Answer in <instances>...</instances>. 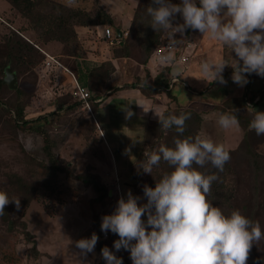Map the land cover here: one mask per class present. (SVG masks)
<instances>
[{
    "label": "rangeland",
    "instance_id": "374dc122",
    "mask_svg": "<svg viewBox=\"0 0 264 264\" xmlns=\"http://www.w3.org/2000/svg\"><path fill=\"white\" fill-rule=\"evenodd\" d=\"M54 1L64 4L63 0ZM140 2L141 0H77V6L71 7L88 11L93 16L99 7H103L113 14L116 24L120 25L121 29L124 26L122 30L128 32L126 47L125 44L121 47H119L120 44L117 47H110L107 43L108 48L104 44L106 42L96 38L93 32L95 28L86 30L85 27H76L77 25H74L75 30L76 28L80 30V33L77 32V41L75 39L69 42L45 41L34 28L32 29L31 20L23 16L19 8L8 0H0V42L17 33L28 41L32 40L38 49V52L32 50L30 53L34 57V62L36 61L35 64L23 68L17 74L16 85L23 89V99L28 105V116L52 113L56 110V103H59L60 98L65 95L68 97L65 96L64 99L71 97L70 101H80L71 93L75 80L71 74H63V70L66 69L63 66L68 67L78 78L81 72L80 67L84 65L81 63L90 64V68L86 70L87 74L90 69L102 63L113 62L115 66L117 64L115 60L126 55L128 64L124 65V60L119 61L120 65L115 66L110 75V84L124 87L125 84L140 83L141 79L146 80L150 85L154 84V77L143 65L148 58L144 50V39L142 40L145 33H142V28L138 32H136L138 28H134L136 15L140 12ZM171 2L178 4L181 0H171ZM51 6L44 3L37 11L49 13L52 10ZM59 15L62 14L59 12ZM125 17H129L131 21L128 19L126 22ZM74 22L75 20L72 21ZM136 23L141 25L142 20L138 18ZM173 23H183L182 16L177 14ZM197 32L199 31L187 29L182 35L177 33L175 38L181 43L192 41L194 49ZM164 37L167 39L165 33H163ZM108 51L110 54L107 53ZM50 56H53L56 61L48 67L46 62L51 59ZM2 57L0 53V60ZM191 57H194L193 54ZM192 61L195 64L194 68L184 69L182 73H194V77H199L200 70L196 66L198 58L194 57ZM176 65L185 68V65L181 63ZM82 71L85 72V70ZM0 77L5 78V74L0 72ZM15 89L4 88L1 95L11 99ZM96 94L100 97L109 95L108 92L93 93V95ZM187 99V96L185 99L179 96L178 100L180 104H185ZM100 103L103 102L99 99L96 103L97 108ZM66 104L69 105V101ZM171 107L181 108L179 105ZM197 107L198 104H195L191 109ZM94 108L90 110L84 102L80 101L77 108L58 115L49 132L53 138L54 152L63 165L69 163L75 174L90 170L102 178L110 194L103 202H96L94 199L98 193L94 188L74 178L70 170L50 172L48 168L50 160L44 150L43 135L14 127L7 116H3L4 113L0 112V190L6 191L10 198L20 199L19 208L14 201L6 206L5 217L9 218V222L8 219H3V215L0 216V264H106L101 255L97 257L93 255L96 250L92 252L93 254L89 253L86 259L82 257L74 242L89 237L98 229L101 231L102 217L116 209L121 197L120 193L127 199V194L131 191L134 196L140 197L138 203L144 204L147 202L143 191L144 186L153 187L159 176H164L172 170L163 161L153 167L152 174L143 173L139 169L142 162L147 159L145 152L151 153L161 144L167 146L173 144L175 137H172L171 132L164 130L166 139H158L157 128L153 126L148 128V123L141 134L140 141L126 140L129 146L125 150L129 156L122 162L123 153L114 151L115 154H113L114 149L108 146L100 124L95 119L99 118L97 114L99 110ZM218 110L227 113L224 110ZM239 145L228 148L235 152L230 154L231 158L221 176L227 186L226 189L233 194L227 210L229 212L234 209L242 210V206L246 204L248 207L246 211L253 217L251 219L259 222L264 228V142L260 145L254 144V149L259 155L256 161L262 166L261 169L255 167L248 154H241L240 150L236 151ZM17 176L25 182L26 186L32 188V197H30L31 193L28 195L23 192L19 182L21 180ZM213 205L219 207L216 203ZM143 219L147 220L146 214ZM101 232L104 236L105 233ZM108 234L110 238L113 233L109 231ZM34 248L38 250V254L35 253ZM121 252V250L116 251L115 254H122ZM127 254L128 257L125 256V258L129 259L128 264H132L130 252ZM259 259L260 263L264 264V240L252 245L246 264H255Z\"/></svg>",
    "mask_w": 264,
    "mask_h": 264
},
{
    "label": "clouds",
    "instance_id": "9594fccd",
    "mask_svg": "<svg viewBox=\"0 0 264 264\" xmlns=\"http://www.w3.org/2000/svg\"><path fill=\"white\" fill-rule=\"evenodd\" d=\"M63 2L66 7L77 6V0ZM152 5L147 8L150 25L155 31L165 33L169 41L168 51L157 57L161 66L177 64L172 54L177 42L175 36L191 29L208 34L235 53L233 63L204 61L201 64L204 80L226 84L223 72L229 65L234 69L233 82L240 86L248 83L246 74L264 77V0H181L178 4L171 0H152ZM177 14L182 16L183 23H173ZM115 31L118 34L125 32L122 29ZM63 67L74 80L76 78L86 86L66 66ZM182 71L176 66L172 76H181ZM93 96L92 93L91 99ZM91 99L89 106L84 103L90 110ZM137 104L145 112L154 109L161 128H174L178 134L172 146L161 144L157 150L145 152L147 159L139 169L152 174L153 167L163 161L172 170L154 188L144 186L146 203H138L140 197L131 191L127 199L121 196L115 211L102 217L101 231L118 235L114 248L117 252L121 249L129 251L132 264H246L252 245L264 240V228L238 209L225 214L220 207L214 206L208 196L218 176L200 170L210 164L223 171L231 158L230 150L209 137H184L190 113L166 115L159 109ZM132 114L128 111V117ZM251 115L249 129L257 136H264V111L256 110ZM216 123L226 131L240 127L235 114H221ZM13 201L19 208V198H10L6 191L0 190V216ZM145 214L146 221L143 219ZM98 240L94 232L90 238H81L74 243L80 250L79 254L86 259L89 253L94 252ZM101 255L106 264H123L122 258L107 246L102 248Z\"/></svg>",
    "mask_w": 264,
    "mask_h": 264
},
{
    "label": "trees",
    "instance_id": "16d2710c",
    "mask_svg": "<svg viewBox=\"0 0 264 264\" xmlns=\"http://www.w3.org/2000/svg\"><path fill=\"white\" fill-rule=\"evenodd\" d=\"M10 1L16 8H19L23 16L29 18L32 23V29L36 30L38 35H40L45 41L47 40H60L62 42H69L71 39H75V41L78 40L77 31L74 28V25L76 26H97V25H110L114 30H120V25H117L116 20L113 16V14H110L107 12L103 7H99L98 11L93 16L90 14V12L82 10L80 8H71L66 7L63 3L54 1V0H8ZM51 4L52 10L49 13H41L40 11H37V9L42 4ZM152 5V0H141L139 9V14L136 15V21L137 19L142 20V24H138L135 21L134 28H138L136 32L139 31L140 28H142V33H145L142 37V40L144 41V50L146 54L148 55V59L151 57V55L154 53L155 49L160 45L162 41L163 32H157L155 31L151 25V18L147 14V8ZM154 6V5H152ZM55 11V12H54ZM54 12V13H53ZM59 12L62 15H59ZM56 13V14H55ZM59 15V16H58ZM72 23V21H74ZM174 22V21H173ZM15 32V31H14ZM127 39L124 41V43L121 46H124ZM127 44V43H126ZM125 44V47H126ZM117 47V46H116ZM120 47V46H119ZM32 50L37 51L35 47L34 42H30L26 40L25 38L21 37L19 34L14 33L13 35L8 36L5 41L0 42V53L3 55L2 59L0 60V72L2 74H5V69L7 66L11 68L12 71H15L17 74L20 73V71L23 68H28L29 65H32L34 62L33 55H30L32 53ZM128 54V51H127ZM147 61H145L147 63ZM144 63V64H146ZM172 66H166L162 68L160 73L154 77V84L150 85V83L146 82V80L141 79L140 83L135 82V84H131L133 86H136L137 83L140 84L141 89L146 94H156L158 91L167 90L170 87V78L166 76L167 72L171 70ZM115 66L113 62H106L105 64L102 63L101 65L95 66L92 69L89 70V72L86 74V76H79V79L93 92V93H105V92H112L111 90H118V85H111L110 84V75L114 71ZM226 75L223 74V77ZM4 78L0 77V112H3V116H7L10 123L17 128H20L21 130H31L36 133L42 134L44 138V150L46 154L49 157L50 165L48 166L49 171H55V172H66L68 170L71 171L73 174L72 176L80 181H82L84 184L88 186H92L94 190L98 193L97 197H95V201L103 202L104 199L110 196L109 194V188L108 186L103 182L102 178L90 170H86L80 173H73V170L70 168V164H62L60 161L59 156L54 152V143L53 138L50 135L49 130L54 126V123L56 121V118H58V115H63V112L67 110H73L77 108L79 105V102L76 101H70L67 96L65 99L63 97L60 98V102L56 103V110H53L52 113L46 114V115H40V116H28L29 112L27 109V104L24 102L23 99V89L21 87H16V89L13 92V96L11 99L4 98V96L1 95V92L4 90V88H9V85L4 83ZM264 88V85L262 89ZM102 96V95H101ZM100 95L96 94L91 99V104L97 108L98 104H96L95 100L99 98ZM255 95H252L250 97V100L252 102V107L248 106L247 100L249 99V92H245L242 97H238L235 99H229L225 102L218 103L215 105L217 109H221L226 111L229 114H235L237 115L240 125L245 130V137L242 140L241 144L239 145V148L236 149L241 151V154H248L250 158L252 159L253 163L255 164V167L258 169H261V165L256 159L258 158L257 151L254 149V144L260 145L264 142V136H257L256 133L253 130L249 129V123L252 119L251 113L258 110L256 108V105H258L261 101V99L258 102H255ZM67 101H69V105H67ZM249 109V110H248ZM165 114H176L179 115L181 113H190L191 118L186 121V130L183 134L184 137L188 136H196L199 134V131L201 129V124L203 121L202 115L200 112H197L194 109L191 108H172L169 106L165 111ZM2 115V114H1ZM150 126H153L158 131L159 136L158 139H163L164 137V130L161 128L159 121H150L148 124V128ZM147 128V129H148ZM173 135L172 137L177 138L178 134L176 133L175 129L168 130ZM166 139V138H165ZM171 145V144H170ZM172 146V145H171ZM235 151H230V154H233ZM228 165V162L225 164L223 171H218L217 169L213 168L210 164L206 165L203 169H200L202 172L206 174H213L215 173L218 176L219 181H215L212 184L211 187V194L208 196V199L214 204L216 203L219 205V207L224 211L225 214H229L227 208L229 207L232 199V195L230 192H228L229 189H226L227 186L223 180L222 173L225 172V169ZM163 175L159 176L157 180H155L156 183L162 179ZM17 178L21 181L20 184L22 185V190L24 193L30 194V197H32V188L28 187V185H25V182L22 181L20 177L17 176ZM248 209L247 205L244 204L242 206L241 213L249 217L250 219L253 218L250 212H247ZM7 213V208H5V212L3 214V219L9 218L5 217ZM5 219V220H6ZM252 220V219H251ZM255 222V221H253ZM98 227V225H97ZM96 234L99 237L98 243L95 246L96 252L93 254L95 257L101 255V250L103 247L107 246L110 250H112L114 253H116V249L114 248V242L119 239L118 235L112 234V237L108 238H102V232L98 229ZM91 235L87 238H90ZM35 253L38 254V250L36 248ZM122 254H116L118 257L122 258L123 264H128L129 259L127 258L129 251H126L124 249H121ZM127 255H126V254ZM102 256V255H101ZM125 256H127L125 258ZM103 261H105L103 259ZM253 261V257H252ZM260 259L255 262V264H261Z\"/></svg>",
    "mask_w": 264,
    "mask_h": 264
},
{
    "label": "crops",
    "instance_id": "0c3cea01",
    "mask_svg": "<svg viewBox=\"0 0 264 264\" xmlns=\"http://www.w3.org/2000/svg\"><path fill=\"white\" fill-rule=\"evenodd\" d=\"M128 19L129 17L124 18L125 21H128ZM122 27L124 28V26ZM89 28H95L93 32L96 38L102 39L104 42H106L103 37V25L88 28L85 27L84 29L88 30ZM77 29L78 28H76V31L80 33V30ZM196 38V46L194 49L190 50V52L194 57L198 58V63L196 64V66L200 70L199 77H194V73H182L181 76L175 77L176 80L173 81L174 77L172 76V71L177 65H172L171 70H169L166 74V76L170 78V87L167 90L160 91V93L148 95L143 91V89H141L140 84L138 83L136 86L125 84L124 87L118 85L119 89L114 90L113 92H108L109 95H105V98L100 97L103 103H100L99 108H97V111L99 110L97 113L99 114V118H94L100 124V129L103 133L104 138L106 139V142L108 143V146L110 145L112 147V150L114 149L113 154H115L114 151L119 154L123 153L122 155L124 159L122 162H124L126 160L125 158L129 156L126 151V147L129 146V142H127L126 140L130 141L132 139H136L140 141L141 134L144 132L147 124L152 120L158 121V117H156L154 114V109H150L148 112H145L143 107L138 105L137 103H141L147 108H155L161 111H165L169 106L172 105H179L184 109L186 107L192 108V105L198 104V107L193 109L200 112L203 118L199 135H201L202 137H209L217 143H222L227 148L237 147L245 136V130L241 125L238 129H231L227 131L219 128L216 121L219 115L224 114V112L216 109L215 105L225 102L229 99L242 97L243 94L248 91V106L252 107L253 104L249 100L252 95H255V102H258L261 99L260 103L256 105V108L258 109V111H264V88L262 89L264 85V77H261L255 73L246 74L248 83L244 86H240L233 82L232 75L234 69L229 65L225 67L223 72V74L226 73V75L224 76V79L227 81L226 84H221L218 81L209 83L202 78L204 77V74L201 71V64L204 61L211 62L219 60H225L228 63H233L234 59H236L235 53H231L230 49L225 48V46L219 41L210 38L208 34L203 35L200 32H197ZM104 44L107 45V42ZM107 53L110 54L109 51ZM152 55L148 59L147 63H143V65L148 68L151 75L155 77L160 73L162 68L166 66H161L159 63L157 64L154 61V57ZM194 57H192L188 61V63H186L185 68L181 66L179 67L182 68V70L193 69L195 64L192 63V59ZM120 60H124V65L128 64L125 55L115 60V64L117 62V64L115 65L116 67H118V64L120 65ZM81 64L84 65L80 67L81 72H79V76L82 75L84 77L86 76L87 68H90V64H88V62ZM65 70L67 71V73ZM65 70H63V74L69 73L70 75V72L67 69ZM82 70H85V72H83ZM126 85L128 87H126ZM175 90H177L176 93ZM179 96L182 99H185V96L188 97V99L185 101V104L179 103ZM92 107L94 106L92 105ZM213 108H215V110ZM128 111L130 113H133L131 117H128ZM116 140H119L121 142H118ZM124 143L127 146L123 145ZM120 149L123 150L121 151ZM116 165L117 164H115V166Z\"/></svg>",
    "mask_w": 264,
    "mask_h": 264
},
{
    "label": "built area",
    "instance_id": "2783aa9c",
    "mask_svg": "<svg viewBox=\"0 0 264 264\" xmlns=\"http://www.w3.org/2000/svg\"><path fill=\"white\" fill-rule=\"evenodd\" d=\"M128 36V32H122L121 34H118L111 26H104L103 28V37L107 41V43L110 46H114L117 44H122L124 42V39ZM163 38L160 45L155 49L153 53L154 61L157 62V57L160 54H164L168 51L167 45L169 41ZM188 41V40H187ZM192 41L181 43L179 40L176 42V47L172 50V54L175 57V60L177 63H181L183 65H186L188 61L192 58V54L190 50H192ZM51 59L47 60V66H50L52 62H55V58L53 56H50ZM176 78H174L173 81H175ZM72 94L77 97L78 99L82 100L87 106H89V100L92 97V92L84 85L80 84L78 80L75 78V84L72 89ZM118 179L120 180L119 176ZM120 196H123L122 193H120ZM120 199V198H119ZM115 211V210H114ZM112 211V213L114 212ZM111 213V214H112ZM107 234H104V237H107Z\"/></svg>",
    "mask_w": 264,
    "mask_h": 264
},
{
    "label": "water",
    "instance_id": "95a60500",
    "mask_svg": "<svg viewBox=\"0 0 264 264\" xmlns=\"http://www.w3.org/2000/svg\"><path fill=\"white\" fill-rule=\"evenodd\" d=\"M17 79V73L12 71L11 68L7 66L5 69V78L3 80L4 83L8 84L11 89H15L17 87Z\"/></svg>",
    "mask_w": 264,
    "mask_h": 264
}]
</instances>
